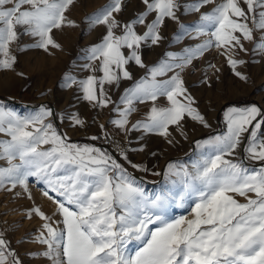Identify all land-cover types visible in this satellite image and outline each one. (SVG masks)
Wrapping results in <instances>:
<instances>
[{"label": "snow or ice", "instance_id": "obj_1", "mask_svg": "<svg viewBox=\"0 0 264 264\" xmlns=\"http://www.w3.org/2000/svg\"><path fill=\"white\" fill-rule=\"evenodd\" d=\"M72 2L0 0V54L3 55L0 68L8 69L14 64L16 58L10 54L9 45L17 41L21 34L38 37L36 47H60L51 33L65 23L64 13ZM211 2L198 0L187 10L199 11L204 4ZM143 3L146 11L130 24L124 25L123 34L119 36L114 32L119 25L113 13L121 10V0H112L110 5L91 17L94 25L104 24L108 27L102 42L90 50L91 59L102 58L104 76L99 80L101 93L105 82H118L120 79L119 74L112 70L113 67L122 70L123 77L130 79L131 73L124 67L129 61L134 60L144 66L138 55L141 43L149 40L156 43L161 38L159 28L166 17L178 19L176 9L179 5L176 0H143ZM245 3L249 12H254L255 7L264 8V0H245ZM9 4L12 6L6 7ZM23 5L30 7L22 10ZM151 12L157 13L156 19L147 25V31L138 34L134 25L143 24ZM259 17L257 26L264 29V11L259 12ZM200 19L197 35H205L206 27L212 24L215 25L211 33L214 39L186 50L183 55L167 53L172 62L162 60L152 66L149 69L151 79L142 78L133 88L126 90L121 101L128 107L122 110L121 119L114 123L121 127L126 125L134 100L155 102L159 96H166L171 107H152L148 121L138 122L133 128L143 127L147 131L167 135L169 125H178L185 114L206 124L204 117L192 107L193 98L185 95L187 89L179 73L167 80H157L156 77L174 68L183 70L195 56L202 55L213 46H231L226 47V54L228 63L235 68L237 64L244 63L232 56V49L237 45L243 49L241 36L235 33L239 32L243 39L251 40L253 30L248 27V13L238 0H224ZM17 26L23 28V33L17 32ZM124 47L132 50L130 55L123 54L121 49ZM257 47L264 49V38ZM177 57L181 62H175ZM235 74L242 79L247 78L240 72ZM79 83L85 99L100 102L95 76H89ZM178 96H183L186 102L178 100ZM103 103H107L106 98ZM48 115H51L50 110L42 109L35 116L19 117L0 106V131H6L11 136L9 141L0 142L3 148L0 158H7L9 162L8 167H0V186L8 181L12 187L21 184L27 188L29 178L36 177L47 185L48 190L64 198L56 199L55 203L63 215L67 239L64 240L63 234L49 222L43 225L47 236L41 233L38 237L41 243L48 246L42 255L54 258L55 264H60L61 244L66 264H264V167L249 171L241 163L222 158L223 154L235 151L241 143L242 134L248 132V147L245 151L252 159L264 161V141L258 142L256 139L257 130L264 125V119L258 120V117L264 116L260 108L255 105L228 108L225 112L227 134L201 142L212 145L220 154L197 164L194 173L187 170L176 172L185 178L190 177L185 180V195H181L180 200L196 197L195 206L191 209L195 218L188 220L182 216L171 222L162 215L172 199L170 195H145L144 190L135 186L123 166L111 156L97 148L67 143L51 123H44ZM73 119L76 124L82 123L78 116ZM29 125L33 126L32 131L27 130ZM40 145L51 147L41 150ZM17 158L20 162L12 163ZM174 170L175 166L169 164L168 171L171 173ZM112 171H116L118 176H110ZM62 172L69 174L62 175ZM114 179L118 182L114 183ZM247 192L256 193L257 198L239 203L228 195L238 193L243 196ZM44 194L47 196L49 192L45 191ZM114 203L123 210L121 214L117 215ZM35 212L45 221L50 220L40 208H36ZM157 222L162 226L149 232L148 225ZM145 234L150 236L145 247L135 257H126L124 245L133 237L140 239ZM5 249L6 241L0 238V264H20L15 252L10 251L6 255Z\"/></svg>", "mask_w": 264, "mask_h": 264}, {"label": "rangeland", "instance_id": "obj_2", "mask_svg": "<svg viewBox=\"0 0 264 264\" xmlns=\"http://www.w3.org/2000/svg\"><path fill=\"white\" fill-rule=\"evenodd\" d=\"M176 2L179 5L176 9L178 19L166 17L159 28L161 38L156 43L149 40L139 46L138 55L144 66L138 65L134 60L129 61L124 67L131 73L130 79L123 77L122 70L113 67L112 70L119 74L120 79L118 82H105L102 86L103 93L99 83L100 78L104 76L102 58L91 59L90 50L102 42L108 27L104 24L94 25L91 17L98 10L110 5L112 0H73L64 13L65 23L60 28L53 29L51 33L60 47H36L38 37L21 34L17 41L9 45L10 54L16 58L14 64L8 69L0 68V106L5 111L10 110L19 117H30L39 114L42 109L50 110L51 115L44 118V123H51L67 143L97 148L111 156L123 166L135 186L144 190L145 195H170L172 199L162 213L169 222L182 216L188 220L195 218L191 209L195 206L196 197L180 200V196L185 195V180L190 177L185 178L176 172L187 170L194 173L197 164L220 154L212 145L201 142L227 134V109L255 105L264 112V49L257 47L264 38V29L257 26L259 12L264 11V8L255 7L254 12H249L245 0H238L240 6L248 13L246 23L253 30L251 40L243 39L239 32L235 33L241 36L243 49L237 45L232 49V56L244 63L233 68L228 63L226 54V47L231 46H213L206 49L202 55L195 56L183 70L174 68L165 75L156 77L157 80H167L179 73L187 89L185 95L193 98L192 107L204 117L206 124L185 114L178 125H169L167 135L158 131L150 132L143 127L133 128L138 122L148 121L152 107H171L166 96H159L155 102L134 100L131 105L133 110L127 117L126 125L121 127L114 123L121 119L122 110L128 107L121 101L126 90L133 88L142 78L151 79L149 69L152 66L158 65L162 60L172 62L167 53L183 55L186 50L214 39L211 33L215 25L209 24L205 35H197L196 28L201 24V16L211 13L224 0H212L211 3L204 4L199 11L187 10L198 0ZM29 7L23 5L22 10ZM145 11L143 0H121V10L113 13L119 25L114 29L115 34L122 35L123 26L130 24ZM156 15V12L149 13L143 24L134 25V30L142 35L147 31V25L156 19ZM67 21L75 23L69 24ZM17 32L23 33V28L17 26ZM177 36L180 38L177 39ZM121 51L128 56L132 50L124 47ZM2 58L3 55L0 54V59ZM175 62H181L179 57ZM236 72L247 78L242 79ZM89 76L97 78L95 87L100 102L84 98L85 93L79 82ZM105 98L106 104L103 103ZM177 99L186 102L183 96H178ZM77 116L82 121L81 124L75 123L73 118ZM259 119H264V116L258 117ZM4 127L7 128V124ZM27 130L32 131L33 126L29 125ZM94 135H100L101 139L97 142L89 141ZM113 136L124 139L130 145V150L122 154L112 150L108 142ZM10 139L8 132L0 131V142ZM256 139L258 142L264 141V125L257 130ZM248 140L249 133H243L241 143L235 151L223 154L222 158L241 163L249 171L259 170L264 167V161L252 159L245 151ZM39 147L41 150H47L51 145ZM2 150L0 146V152ZM19 162L18 158L12 161ZM169 164L175 166L171 173L168 171ZM8 166L7 158H0V167ZM109 175L117 177L118 173L112 171ZM117 182L118 180L114 179V183ZM45 191H48L49 195L46 196ZM228 195L233 196L239 203H247L249 198H257L254 192H247L243 196L238 193ZM56 199L64 198L48 190L47 185L36 177L29 178L27 188L21 184L12 187L8 181L0 186V209L7 221L0 227V238L6 241V255L14 251L20 264H55L54 258L42 255L48 250V246L41 243L38 237L41 233L47 236L43 225L49 222L63 234L64 240L67 239V227L55 203ZM113 207L117 215L122 213L123 210L117 203H114ZM36 208H40L50 220L45 221L35 212ZM161 226L159 222L150 224L148 230L155 231ZM148 239L150 236L147 234L140 239L133 237L124 245V255L128 258L135 257L136 253L145 247ZM59 251L60 264H66L62 244Z\"/></svg>", "mask_w": 264, "mask_h": 264}, {"label": "built area", "instance_id": "obj_3", "mask_svg": "<svg viewBox=\"0 0 264 264\" xmlns=\"http://www.w3.org/2000/svg\"><path fill=\"white\" fill-rule=\"evenodd\" d=\"M109 146L118 154L126 153L130 150V145L122 138L113 136L110 137ZM7 223L4 212L0 209V227Z\"/></svg>", "mask_w": 264, "mask_h": 264}, {"label": "trees", "instance_id": "obj_4", "mask_svg": "<svg viewBox=\"0 0 264 264\" xmlns=\"http://www.w3.org/2000/svg\"><path fill=\"white\" fill-rule=\"evenodd\" d=\"M98 139H101L100 135H94L89 138V141L91 142H97Z\"/></svg>", "mask_w": 264, "mask_h": 264}]
</instances>
